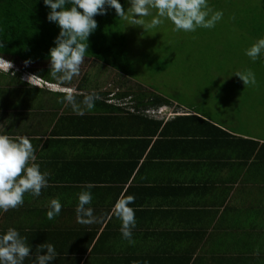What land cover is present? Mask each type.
<instances>
[{"label": "crops", "instance_id": "obj_1", "mask_svg": "<svg viewBox=\"0 0 264 264\" xmlns=\"http://www.w3.org/2000/svg\"><path fill=\"white\" fill-rule=\"evenodd\" d=\"M109 80L98 78L92 87L80 78L61 85L77 86V101L91 91L99 94L95 108L83 109V115L52 90L42 92L40 103L30 96L15 100L16 110L32 108L27 120L0 117V134L42 133L44 140L33 142L35 162L50 174L39 197L26 193L22 206L0 213V232L15 227L32 245L24 264H33L35 249L46 242L58 253L53 264H264V157L255 143L264 139L233 131L229 118L220 123L174 100L170 107L179 115L169 121L137 115L132 109L163 108L146 102L161 94L143 84L119 93L106 88L113 87ZM0 96L1 110L9 109H2L9 96ZM35 108H41L36 115ZM195 117L232 130L233 137L213 133ZM211 133L222 140L209 143ZM87 183L94 185L97 222L91 225L79 223L75 211ZM125 195L135 196L134 244L123 239L121 221L111 211ZM56 197L61 213L48 220V202Z\"/></svg>", "mask_w": 264, "mask_h": 264}, {"label": "clouds", "instance_id": "obj_2", "mask_svg": "<svg viewBox=\"0 0 264 264\" xmlns=\"http://www.w3.org/2000/svg\"><path fill=\"white\" fill-rule=\"evenodd\" d=\"M43 3L50 9L47 20L60 28L54 40L55 46L48 54L49 74L56 82H47L37 75H30L22 82L34 85L40 91L54 90L65 94L61 101L70 105L72 110L80 115L84 114L83 109L93 110L96 101L101 97L97 92L91 91L84 95L82 100L77 101L74 94L77 93L78 87L65 88L61 85L77 83L78 78L74 77L81 74V66L89 50V37L98 27L95 16L107 15L109 10L114 9L117 17L128 26H142L145 32L158 29L165 21H170L173 31L186 33L195 32L199 28L212 29L224 16L222 10H213L209 0H127L130 5L127 9L120 0H43ZM0 47H5L3 40H0ZM244 54L253 62L264 55V37L258 38L246 48ZM30 63V60L25 61V65ZM17 71V65L12 60L0 55V75L5 78V81H0V85H10L11 80L6 76L12 79ZM235 74L245 85L256 84V74L250 69ZM161 107L164 109V116L162 119L153 118L156 121L166 122L179 115L170 105ZM132 112L150 117L146 114L147 111L137 113L132 109ZM36 159V148L28 136L12 137L0 134V213L22 206L26 193L39 197L42 189L49 187L50 174L41 170L40 164L35 162ZM93 187L92 183H87L77 194V220L84 225L97 222L91 206ZM134 202V195L121 196L111 210L121 221V235L129 244L135 242L133 229L136 226V217L132 207ZM47 207V218L53 220L60 215L63 204L60 198L56 197L48 202ZM42 252L44 254H41ZM32 255V245L18 229L9 227L0 232V264H24L25 259ZM57 257L55 246L46 242L35 249L33 264H53Z\"/></svg>", "mask_w": 264, "mask_h": 264}, {"label": "rangeland", "instance_id": "obj_3", "mask_svg": "<svg viewBox=\"0 0 264 264\" xmlns=\"http://www.w3.org/2000/svg\"><path fill=\"white\" fill-rule=\"evenodd\" d=\"M247 1L209 0L213 10L223 11V19L215 28H199L195 32H175L170 21L145 32L142 26H128L123 21L126 50L135 71L133 79H125L101 61L87 58L81 74L74 78H80L87 87H92L98 78L100 83L110 79L113 87H106L110 90L135 89L143 84L188 110H196L220 123L229 118L226 125L230 129L264 139V55L253 62L244 54L246 48L264 37L255 12L263 2ZM128 7L125 0V9ZM249 69L256 74L255 85H245L235 74ZM119 79L128 83H118ZM0 81H5L1 75ZM11 89L10 85L1 84L0 94L5 92L9 96ZM1 99L4 97L0 96ZM2 105V109L8 107L6 110L11 113L17 108L14 98ZM2 113L0 108V117Z\"/></svg>", "mask_w": 264, "mask_h": 264}, {"label": "trees", "instance_id": "obj_4", "mask_svg": "<svg viewBox=\"0 0 264 264\" xmlns=\"http://www.w3.org/2000/svg\"><path fill=\"white\" fill-rule=\"evenodd\" d=\"M248 1H251V3L254 2V0ZM248 1L247 3H249ZM120 2L125 7V0H120ZM262 2L261 6H257L255 10L259 16L258 22H261L258 26L261 31L264 29V0H262ZM49 11L50 9L44 5L43 0H0V40H3L5 45V47H0V55L8 57L18 68V71L10 82L12 89L10 90L11 92H9V98H14L16 100L21 97L26 101L30 96L31 99L34 98L33 102L35 104L43 100V91H40L34 85L22 82L30 75L42 77L47 82H56L49 74L50 58L48 54L49 50L55 46L54 40L59 34L60 28L55 23L47 20ZM95 19L98 22V27L89 37V50L86 54V58L101 61L104 65L115 70L119 74H123L126 78H132L135 76V71L126 50L128 42L125 36L126 31H124L123 28V20L117 17L114 9L109 10L107 15L95 16ZM238 22H240V20H238ZM250 23H252V21ZM26 60H30L31 63L25 65ZM6 77L10 79L9 76ZM127 83V81L123 82V84ZM14 84L15 86H12ZM129 91L134 90L126 89L122 91L119 89L118 92L127 94ZM154 91V93H157L156 90ZM153 96L154 97L147 99L146 102H152L155 106H169L171 105V101L174 100L163 95V97H161V95L157 96L156 94ZM138 101L139 99H137L136 102ZM174 103L181 107L183 106L180 102L178 103L175 100ZM135 108L138 111L143 109L140 105H136ZM30 110H32V108H30ZM30 110H27V108L26 110L14 109V112L11 113L9 110L7 112L5 109L1 117L7 115L11 123L17 121L18 117H23L24 120H27L25 117L27 111ZM40 111L41 108H35V115ZM179 118L182 117H177L175 119L177 120ZM195 119L209 126L213 130V133L214 131L219 132V134L228 139L233 137L232 134H234L233 131L235 130L232 131L228 129L229 133H227L221 128V125L205 122L197 117H195ZM157 125L159 126L160 124ZM230 132H232V134H230ZM41 134L39 130H35L33 134H30L31 136H35V138L29 137L32 143L43 141L44 139L41 138ZM218 138L222 140V136L219 135L217 137L212 133L206 137L209 143H215L214 141H217ZM243 141L246 142L244 139ZM250 142L255 141L250 140ZM255 143L257 145L260 144V153L261 156L264 157V143ZM254 155L256 156L257 153L254 152Z\"/></svg>", "mask_w": 264, "mask_h": 264}, {"label": "built area", "instance_id": "obj_5", "mask_svg": "<svg viewBox=\"0 0 264 264\" xmlns=\"http://www.w3.org/2000/svg\"><path fill=\"white\" fill-rule=\"evenodd\" d=\"M164 109H159V110H149L146 112L147 115H149L152 118L155 119H162L164 116Z\"/></svg>", "mask_w": 264, "mask_h": 264}]
</instances>
